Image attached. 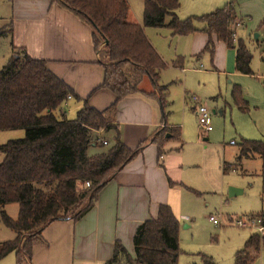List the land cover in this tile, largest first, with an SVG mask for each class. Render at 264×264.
Listing matches in <instances>:
<instances>
[{
    "label": "trees",
    "instance_id": "16d2710c",
    "mask_svg": "<svg viewBox=\"0 0 264 264\" xmlns=\"http://www.w3.org/2000/svg\"><path fill=\"white\" fill-rule=\"evenodd\" d=\"M52 1L91 26L96 49L102 43L100 51L106 63H102L104 74L99 87L111 91L114 100L102 111L84 101L75 118H66L60 107L68 96H73L69 86L49 70L46 60L30 57L24 48L12 47L7 62L0 68V131L22 129L24 136L0 145V219L15 233L12 239L0 243V259L14 252L17 264L29 261L31 247L42 241L41 233L49 223L77 220L85 214L102 187L141 150L142 146L128 148L116 134L114 144L106 150L87 153L90 145H107V141L104 144L93 134L116 127L113 117L117 102L143 92L139 85L144 79L160 90L158 100L164 107L166 87L158 85V79L165 63L145 36L144 27H166L173 35H188L197 31L195 23L200 22L209 38L203 51L213 53L211 37L215 35L227 47L236 49L235 70L253 74L251 53L243 41L234 43L232 37L237 0L183 20L176 14L179 0H143L141 24L128 20L126 0ZM231 94L236 102L243 103L237 87ZM178 131L163 128L153 141L166 132L178 138ZM238 145L239 161L245 156L264 154L263 142L242 140ZM169 184L182 186L170 180ZM10 203L18 206L14 219L2 209ZM179 226L170 206L161 204L157 216L140 223L134 233L135 257L131 258L116 241L112 257L104 264H177ZM262 250L264 235L252 233L235 252L233 264H252Z\"/></svg>",
    "mask_w": 264,
    "mask_h": 264
},
{
    "label": "rangeland",
    "instance_id": "374dc122",
    "mask_svg": "<svg viewBox=\"0 0 264 264\" xmlns=\"http://www.w3.org/2000/svg\"><path fill=\"white\" fill-rule=\"evenodd\" d=\"M126 1L130 18L141 24L143 0ZM227 1L219 0L215 3L217 5L213 4L200 13L187 14V10L180 7L179 17L198 16L222 7ZM235 10L243 22L242 26H233L234 34L252 55L251 75L235 70L232 48L227 50V59L223 53L216 52L217 70L208 52H203L198 58L190 56L187 45L178 44L177 38L171 37L166 28L145 27L157 42L165 62L158 84L167 87L168 95L164 97L166 121L181 127V138H170L166 148L172 153L176 151L173 153L176 158L173 174L176 176L179 173L178 182L182 184L173 189L170 206L180 223L177 264H208V261L212 264H233L235 252L254 232L253 229L237 226L236 221L249 216L261 217L262 213L264 216V154H253L238 160V144L242 140L264 143V0H237ZM3 27L4 22L0 20V30H4ZM255 33L259 35L258 43L252 39ZM236 34L232 35L234 42L237 41ZM101 46L102 43L99 49ZM8 50L7 37L0 36V68L8 60ZM179 55L183 67H174V60ZM101 58L105 60L102 55ZM147 83L149 80L144 79L141 87L145 88ZM233 87L240 90L243 103L236 102L232 97ZM153 93L161 95L158 88ZM193 97L211 113L212 130L209 132L198 125L191 100ZM168 102L171 113L167 112ZM75 104L76 99L63 103L61 113L68 119L75 118ZM102 131L93 134V138L107 140L109 144L90 145L87 150L89 155L114 144L115 130ZM23 136L22 129L0 131V145ZM2 157L0 154V161ZM230 188L236 189L233 195H230ZM2 209L13 219L17 216L18 206L15 203ZM210 216L218 220L217 225L210 221ZM14 236L15 233L0 219V243ZM7 262L16 264L15 253L0 260V264ZM23 264L28 262L25 260ZM252 264H264V250Z\"/></svg>",
    "mask_w": 264,
    "mask_h": 264
},
{
    "label": "crops",
    "instance_id": "0c3cea01",
    "mask_svg": "<svg viewBox=\"0 0 264 264\" xmlns=\"http://www.w3.org/2000/svg\"><path fill=\"white\" fill-rule=\"evenodd\" d=\"M218 1L179 0L177 17L181 19L180 7L187 10V14L200 13L213 4L217 5L215 3ZM0 2H2L0 20L4 22V30H0V36L7 37L9 56L12 47H21L30 57L46 60L49 70L72 90L73 96L71 95L67 101L76 99L74 107L77 110L82 107L84 101L99 111L106 109L113 102V93L99 87L104 74L102 63H106V58L99 47L95 48L92 28L89 24L52 0H1ZM128 20L137 23L130 18V13ZM242 22L243 19L236 17L234 26H242ZM202 26V23L197 22L195 24L197 31L188 35H173L168 28H162H166L171 37L177 38L178 44L187 45L190 56L198 58L205 52L203 49L209 39L201 30ZM143 31L160 55L157 42L151 38L147 28L144 27ZM249 36L251 37V34ZM236 37L239 41L237 34ZM258 38L257 34V38L255 39L253 35L252 39L256 41ZM211 40L213 53L206 52L210 55L214 69L218 70L216 52L223 53L227 59L229 47L215 35H212ZM232 49L235 68L236 49ZM180 58L179 55L174 60V63L178 64H173L174 67H183ZM142 82L139 88L143 92L125 96L117 102L113 117V124L116 127L111 129L115 130L114 134H118L128 148L134 150L142 146L141 150L102 187L93 206L85 214L77 220L52 221L43 229L42 241L31 247L28 264H104L112 257L116 241L121 243L131 258H134L133 236L138 225L145 220L155 218L161 204L172 206L171 194L179 185L171 186L169 180L179 183L180 176L179 173L176 176L173 174L174 159H176L173 153L176 151L172 153V150L166 148L169 139L174 137L166 132L162 138H156L154 141L153 138L161 129L172 127L179 130L180 137L175 138L179 139L181 127L168 123L166 116L163 118L165 104L160 109L158 94H145L153 93L155 88L150 81L145 88H142ZM161 86L166 87L163 84ZM166 88L164 97L168 95ZM166 106H168L167 112L171 113L170 102ZM102 132L99 130L96 134ZM102 141L107 140L102 139ZM159 149L162 151L160 154ZM12 253L14 254L11 252L8 255Z\"/></svg>",
    "mask_w": 264,
    "mask_h": 264
},
{
    "label": "built area",
    "instance_id": "2783aa9c",
    "mask_svg": "<svg viewBox=\"0 0 264 264\" xmlns=\"http://www.w3.org/2000/svg\"><path fill=\"white\" fill-rule=\"evenodd\" d=\"M234 35L235 34L233 33V36ZM67 98H70V96ZM191 100L194 103V111L197 116L198 125L206 132L211 131L212 126L210 111H208L204 105L200 104L197 98L193 97ZM103 143L106 144V141H103ZM86 186H88V183H86ZM209 219L215 225L218 224V220L215 217L210 216ZM236 224L242 228L253 229L259 235H264V219L262 217L249 216L246 217V219L237 220Z\"/></svg>",
    "mask_w": 264,
    "mask_h": 264
},
{
    "label": "water",
    "instance_id": "95a60500",
    "mask_svg": "<svg viewBox=\"0 0 264 264\" xmlns=\"http://www.w3.org/2000/svg\"><path fill=\"white\" fill-rule=\"evenodd\" d=\"M254 38L256 39L257 38V34H254ZM168 135H166L167 137ZM235 190L236 189H233V188H230V195H233L235 193Z\"/></svg>",
    "mask_w": 264,
    "mask_h": 264
}]
</instances>
